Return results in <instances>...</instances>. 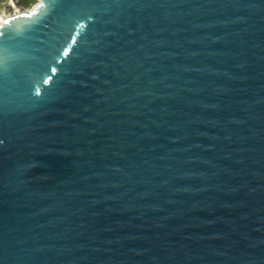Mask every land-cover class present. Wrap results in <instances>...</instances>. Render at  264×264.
Masks as SVG:
<instances>
[{
	"label": "water",
	"instance_id": "95a60500",
	"mask_svg": "<svg viewBox=\"0 0 264 264\" xmlns=\"http://www.w3.org/2000/svg\"><path fill=\"white\" fill-rule=\"evenodd\" d=\"M89 2L0 20V264H264V0Z\"/></svg>",
	"mask_w": 264,
	"mask_h": 264
},
{
	"label": "snow or ice",
	"instance_id": "6c2138e0",
	"mask_svg": "<svg viewBox=\"0 0 264 264\" xmlns=\"http://www.w3.org/2000/svg\"><path fill=\"white\" fill-rule=\"evenodd\" d=\"M52 8H56L58 6H62L66 8L67 11V20L69 22V25L71 28L76 29L77 34L81 32V30L86 26L87 23H91L94 21V15L86 9L89 7H93L89 0H49V5ZM3 33H0V36H3ZM76 35H72V41L73 43L76 41ZM7 49L4 47L3 43H0V73L5 69L8 61L3 55L4 52H6ZM70 52V48L65 47L63 49V53L66 56ZM50 71L52 73L57 72V67L52 66L50 68ZM53 77L44 75L42 78V84L43 85H49L52 81ZM44 91H49L48 88H45ZM35 95L39 96L41 95V88L36 87L35 88ZM3 141H0L2 143Z\"/></svg>",
	"mask_w": 264,
	"mask_h": 264
},
{
	"label": "rangeland",
	"instance_id": "374dc122",
	"mask_svg": "<svg viewBox=\"0 0 264 264\" xmlns=\"http://www.w3.org/2000/svg\"><path fill=\"white\" fill-rule=\"evenodd\" d=\"M40 0H0V17L32 8Z\"/></svg>",
	"mask_w": 264,
	"mask_h": 264
},
{
	"label": "bare ground",
	"instance_id": "6f19581e",
	"mask_svg": "<svg viewBox=\"0 0 264 264\" xmlns=\"http://www.w3.org/2000/svg\"><path fill=\"white\" fill-rule=\"evenodd\" d=\"M8 16V15H7ZM6 16L5 15H2L1 17H0V20H2V19H4Z\"/></svg>",
	"mask_w": 264,
	"mask_h": 264
}]
</instances>
